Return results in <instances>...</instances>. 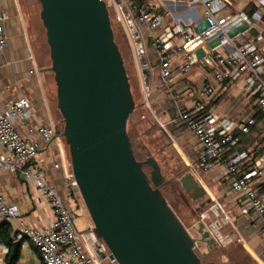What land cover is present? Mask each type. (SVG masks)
Returning <instances> with one entry per match:
<instances>
[{
    "label": "crops",
    "instance_id": "0c3cea01",
    "mask_svg": "<svg viewBox=\"0 0 264 264\" xmlns=\"http://www.w3.org/2000/svg\"><path fill=\"white\" fill-rule=\"evenodd\" d=\"M227 1V11L230 13L254 10L253 0ZM3 5L10 17L6 23L8 45L0 51V110H5L10 102L18 98H29L33 108L32 117L26 125H18V128L26 137L36 139V130L40 124L56 127V110L49 78L51 70L41 65L36 45V2L3 0ZM193 7L203 14L201 5ZM190 8L191 6L180 3L178 7L171 9L184 13ZM183 9L186 10L182 11ZM188 17L183 15L181 19L185 21ZM171 21V17L167 16L165 25ZM133 24L135 30L132 32L127 26V35L135 57L139 98L145 106L141 109L143 114L141 110L135 114L144 123L143 138L140 141L144 152L148 154L146 158L153 156L166 170L185 168L180 182L185 196L194 204L198 203V226L204 223V230L210 233V237L215 239L214 243L220 247H239L253 262L264 264V228L261 218L256 214L242 213V198L232 190L231 177L223 164L205 168L200 163L198 154L201 144L181 120L182 112L193 108L195 101L202 96L199 92L204 87H213V96L202 97L208 107L236 121L255 119L250 134H239L241 140L236 149L249 152L250 160L258 155L255 162L264 167V109L257 106L255 99L248 97L243 79L220 82L215 78L212 69L200 65L194 66L189 73L182 74L179 68L180 56L175 58L173 76L164 78L159 55L153 47L154 37L164 31V26L153 28L137 21ZM140 48L142 57L139 54ZM145 70L149 71L148 77L145 76ZM232 151H227V156ZM39 159L49 182L58 190L65 203L73 210L82 209L79 215L84 214L86 208L80 203L79 194L69 193L70 172L60 136L50 143L42 144ZM260 184L264 192V179ZM0 189L6 202L16 204L21 218L28 224L46 228L54 219L51 203L38 193L33 181L25 180L20 173L0 170ZM199 190H202L203 198H199ZM208 199L212 202L203 207L202 203ZM4 220L11 223L10 234L14 242L9 246L0 241L5 246L0 248V264H46L39 249L31 242L25 246L20 243L17 254H14L19 224L14 219ZM90 221L87 216L82 229L87 234L91 232Z\"/></svg>",
    "mask_w": 264,
    "mask_h": 264
},
{
    "label": "water",
    "instance_id": "95a60500",
    "mask_svg": "<svg viewBox=\"0 0 264 264\" xmlns=\"http://www.w3.org/2000/svg\"><path fill=\"white\" fill-rule=\"evenodd\" d=\"M39 2L73 176L109 259L118 264H216L205 263L196 250L198 242L210 246L215 239L204 223L199 224L200 238L191 234L163 193L162 166L153 156L140 158L128 130L136 102L107 2ZM204 53L199 48L196 57ZM19 248L16 242L14 254Z\"/></svg>",
    "mask_w": 264,
    "mask_h": 264
},
{
    "label": "built area",
    "instance_id": "2783aa9c",
    "mask_svg": "<svg viewBox=\"0 0 264 264\" xmlns=\"http://www.w3.org/2000/svg\"><path fill=\"white\" fill-rule=\"evenodd\" d=\"M118 10L119 20L129 29L135 30L134 21L148 27L164 26L156 35L153 47L159 55L161 74L170 78L174 73L177 56L181 57L180 72L189 73L194 66L210 68L220 82L243 79L248 97L255 99L259 108L264 109V0H253L252 12H228L227 0H188V11L179 13L172 10L182 2L166 0H110ZM201 5L203 14L195 9ZM189 16L182 21V16ZM167 16L171 23L165 25ZM9 12L0 0V51L8 45L6 23ZM204 49L201 59L196 51ZM140 56L142 48L139 49ZM142 57V56H141ZM145 70V76H149ZM199 92V91H198ZM191 109L182 112L181 120L193 132L201 150L198 160L205 168L224 165L231 177V188L242 198L241 211L245 215H258L264 228V192L261 182L264 167L250 161V153L238 151L241 137L250 134L255 119L236 121L217 113L208 107L203 96L211 97L215 90L204 87ZM29 98L21 97L0 110V170L20 173L27 181H33L36 190L44 196L54 209V219L48 227L38 228L25 222L16 204H8L0 189V219L18 221L17 242L33 243L41 252L46 264H103L109 259V251L102 240L97 238L94 225L90 233L78 229V218L82 209H71L49 182L39 155L42 144L57 137L54 125L40 124L37 138H28L18 125H26L32 117ZM233 150L227 156V151ZM71 195L80 192L73 173L69 174ZM5 246L0 244V248Z\"/></svg>",
    "mask_w": 264,
    "mask_h": 264
},
{
    "label": "rangeland",
    "instance_id": "374dc122",
    "mask_svg": "<svg viewBox=\"0 0 264 264\" xmlns=\"http://www.w3.org/2000/svg\"><path fill=\"white\" fill-rule=\"evenodd\" d=\"M36 2V10L35 14L37 16V26L35 30V37H36V45L37 50L39 51L40 57H41V65L43 67H46L50 69L52 62L50 58V50L49 45L47 43V36H46V29L43 26L42 20L40 18V12H41V4L39 0H34ZM109 6L110 15H111V21L115 32L116 41L120 46V49L123 51V54L125 56L126 64L129 69V72L136 76V70L134 68L135 65V57L133 55L132 48L130 46V42L127 35V24L124 21L119 20L118 17V10L115 5L111 3L110 0H105ZM174 1H184V0H174ZM186 9H183L184 11ZM50 78V86L52 89V100L55 105L56 110V121L55 125L56 127H61L62 133L64 131V123H63V116L60 112V110L57 107V86L54 79V73L51 71L49 73ZM134 83V91L135 96L138 99V102L140 101L139 98V90L137 86V79L133 80ZM139 120V117L133 113L131 115V122L129 125V128H132L135 125V122ZM139 122V121H138ZM133 135L135 136V145L138 148V152L140 155V158L145 159L146 155H148L146 152H144V149L142 147V142L140 141V137L138 138L137 133L132 131ZM60 138L63 142L64 148H65V156L67 161V168L70 173H73L72 165H71V157H70V151L69 146L66 144L65 138L62 135H60ZM163 173L166 179V182L162 186L163 193L167 197L169 203L171 206L177 210L179 213V216L185 226L189 229L191 234L196 237L200 238L201 235L198 232L199 226L198 221L196 219V216L194 215V211L196 210V205L198 203L191 202V199L189 197L185 196L184 189L181 185L180 178L185 172V168H171L170 170H166L162 167ZM147 171L150 173V169L148 168ZM79 194V200L80 203H82L84 206V201L81 197L80 192ZM86 208V206H85ZM87 216H89L90 220L91 217L88 213V210L86 208V212L82 215H78V229L82 230L86 221ZM91 225H94L92 220L90 221ZM200 249H205L203 245L200 244ZM208 261H212L216 264H257L256 262H253L252 259H250L239 247H227L222 248L215 246L214 253L208 258ZM103 264H118L116 261H112L110 259H106Z\"/></svg>",
    "mask_w": 264,
    "mask_h": 264
},
{
    "label": "trees",
    "instance_id": "16d2710c",
    "mask_svg": "<svg viewBox=\"0 0 264 264\" xmlns=\"http://www.w3.org/2000/svg\"><path fill=\"white\" fill-rule=\"evenodd\" d=\"M121 52H122V55H123L124 60H125V56L123 54V51L121 50ZM125 65H126V68H127V71H128V75L130 76L132 91H133L135 102H136V108H135V111H134V113H136L139 110L144 109L145 106L141 102V100L138 102V99L135 96V91H134L135 88H134L133 80L137 79V77L136 76L134 77V75H132V73L129 72V69H128L127 64H126V60H125ZM137 83H138V81H137ZM140 112H141V114H143L142 110ZM138 121L135 122V125L132 128H129V125H130V122H131V117H130L129 122H128V130H129V132H132V131L135 130L137 135L142 139L143 138V133H144V127H143L144 123H143V121H140V120H138ZM56 130H57V136H60V135L63 134L61 127H59V126L56 127ZM147 157H149V156H147ZM257 157H258V155L256 157L252 158L249 162H247L246 165L254 164ZM194 215L196 216V219L198 220L200 218V211L198 212V211L195 210L194 211ZM10 229H11V223L8 220H2L0 222V241L4 242L5 244H7L9 246L12 245L13 242H14V239L11 238ZM200 244L203 245L205 247V249H203V250L200 249ZM216 245L217 244L214 243V244H211L210 246H208L205 242H198L196 250H197V253L201 256L202 260L205 263L212 262V261H208V258L214 253ZM217 246L219 247V245H217Z\"/></svg>",
    "mask_w": 264,
    "mask_h": 264
},
{
    "label": "flooded vegetation",
    "instance_id": "af4514ba",
    "mask_svg": "<svg viewBox=\"0 0 264 264\" xmlns=\"http://www.w3.org/2000/svg\"><path fill=\"white\" fill-rule=\"evenodd\" d=\"M181 185H182V183H181ZM183 186V185H182ZM184 188V187H183Z\"/></svg>",
    "mask_w": 264,
    "mask_h": 264
}]
</instances>
